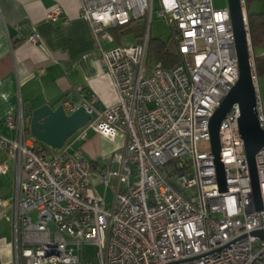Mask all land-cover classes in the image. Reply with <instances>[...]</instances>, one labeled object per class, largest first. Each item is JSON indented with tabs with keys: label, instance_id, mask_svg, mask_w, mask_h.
Returning <instances> with one entry per match:
<instances>
[{
	"label": "built area",
	"instance_id": "built-area-1",
	"mask_svg": "<svg viewBox=\"0 0 264 264\" xmlns=\"http://www.w3.org/2000/svg\"><path fill=\"white\" fill-rule=\"evenodd\" d=\"M79 1L116 100L99 111L83 106L91 120L53 154L27 132L21 112L5 117L11 136L0 135V152L16 167L5 218L14 233V264H264V240L254 235L264 231V148L255 157L262 204L256 211L237 105L218 132L224 191L210 147V120L239 78L228 6L156 0L179 55L178 64L165 69L146 64L155 0ZM239 1L244 12L245 0ZM60 16L55 8L47 20ZM146 18L140 43L104 47L114 42L110 29ZM244 21L248 32L245 14ZM248 53L264 131L250 38ZM63 107L68 114L78 108ZM92 133L109 142L123 139L112 167L96 172L113 188L110 208L92 192V163L73 149ZM7 170L0 164V174Z\"/></svg>",
	"mask_w": 264,
	"mask_h": 264
},
{
	"label": "crops",
	"instance_id": "crops-1",
	"mask_svg": "<svg viewBox=\"0 0 264 264\" xmlns=\"http://www.w3.org/2000/svg\"><path fill=\"white\" fill-rule=\"evenodd\" d=\"M55 8L61 9V16L52 23L47 14ZM262 13L264 0L245 2L246 20L248 14ZM32 35L38 37L34 43L29 41ZM115 100L111 81L97 61L90 26L80 15L79 0H0V135L11 136L4 124L8 115L21 112L30 132L31 113L45 104L55 109L68 102L99 111ZM122 142L120 137L109 142L92 133L86 141L73 144L92 163L91 186L92 179H98L97 170L112 167L111 159ZM48 152L55 153L50 148ZM3 163L8 170L0 174V199L5 201L0 208V264H14V233L5 218L11 215L16 167L0 152Z\"/></svg>",
	"mask_w": 264,
	"mask_h": 264
},
{
	"label": "water",
	"instance_id": "water-1",
	"mask_svg": "<svg viewBox=\"0 0 264 264\" xmlns=\"http://www.w3.org/2000/svg\"><path fill=\"white\" fill-rule=\"evenodd\" d=\"M227 6L235 40L239 78L210 120V147L214 157L217 183L219 189L224 191L225 177L220 160L218 132L221 122L231 108L237 105L239 108L238 130L244 143L253 203L256 211H260L262 204L255 157L264 148V131L258 126L255 110V91L251 81V62L248 53L249 36L245 28L244 12L240 1L227 0ZM91 118L88 110L83 106L68 114L63 105L53 109L49 104H45L31 113L29 130L37 142L53 151H59L78 130L89 123ZM254 235L264 240V231H258Z\"/></svg>",
	"mask_w": 264,
	"mask_h": 264
},
{
	"label": "trees",
	"instance_id": "trees-1",
	"mask_svg": "<svg viewBox=\"0 0 264 264\" xmlns=\"http://www.w3.org/2000/svg\"><path fill=\"white\" fill-rule=\"evenodd\" d=\"M247 0H245L246 2ZM248 33L252 48L253 62L256 76L264 75V13L247 15ZM127 32H133L136 42L140 43L144 30L137 22H130L126 25L110 29V33L118 44H121L122 37ZM160 63L163 68L171 69L179 62L177 46L169 38L168 42L160 39H150L147 46L146 64ZM30 133V132H28ZM23 264V261H20Z\"/></svg>",
	"mask_w": 264,
	"mask_h": 264
},
{
	"label": "rangeland",
	"instance_id": "rangeland-1",
	"mask_svg": "<svg viewBox=\"0 0 264 264\" xmlns=\"http://www.w3.org/2000/svg\"><path fill=\"white\" fill-rule=\"evenodd\" d=\"M227 6V0H213V7L217 10L223 9ZM157 10H158V4L155 0L154 2V8L153 13L150 19V32H149V40L150 39H160L164 42H168L170 38V30L167 25L166 20L163 18H158L157 16ZM147 18L137 21V23L143 27V30L145 31L146 25H147ZM136 37L133 32H127L121 39V44L125 46L134 45L136 44ZM120 45V44H119ZM117 46V43L114 44H108L105 42L104 47L105 48H114ZM257 86L259 90V94L261 97L262 102L264 103V75L258 76L257 80ZM92 192L96 195H99L104 202L105 208H110L113 202V188L108 187L105 188V185L100 183L98 179H92ZM33 217V221H34Z\"/></svg>",
	"mask_w": 264,
	"mask_h": 264
}]
</instances>
